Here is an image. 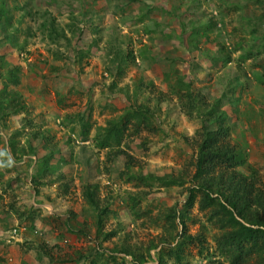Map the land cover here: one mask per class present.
<instances>
[{
  "label": "rangeland",
  "instance_id": "rangeland-1",
  "mask_svg": "<svg viewBox=\"0 0 264 264\" xmlns=\"http://www.w3.org/2000/svg\"><path fill=\"white\" fill-rule=\"evenodd\" d=\"M0 153V264H264V0H0Z\"/></svg>",
  "mask_w": 264,
  "mask_h": 264
},
{
  "label": "trees",
  "instance_id": "trees-1",
  "mask_svg": "<svg viewBox=\"0 0 264 264\" xmlns=\"http://www.w3.org/2000/svg\"><path fill=\"white\" fill-rule=\"evenodd\" d=\"M15 95V94H13ZM15 98V97H14ZM17 99V98H15ZM16 104H17V100H16ZM20 109H15L14 111L15 112H18ZM13 111V112H14ZM204 189V188H202ZM252 189V187H251ZM253 191V189L251 190ZM192 192V191H191ZM222 192V191H221ZM224 192V190H223ZM225 193V192H224ZM243 192H240L238 198H237V205H235L234 203H232V207L234 208V210L237 212L238 215L240 216H244L246 211H250V207L253 205V204H260V210H262L263 214H264V201L261 199V195L258 194L256 196V198H253V196L251 194H246V193H243ZM251 193V192H250ZM205 194V193H204ZM263 197V196H262ZM209 198V197H207ZM264 199V197H263ZM227 200V199H226ZM236 206V207H235ZM256 220H258V217H254ZM260 222V221H259ZM262 224L264 225V222H262ZM255 242H260L261 243V246H264V233H262V237H261V233L258 236L255 237L254 239V243Z\"/></svg>",
  "mask_w": 264,
  "mask_h": 264
},
{
  "label": "clouds",
  "instance_id": "clouds-1",
  "mask_svg": "<svg viewBox=\"0 0 264 264\" xmlns=\"http://www.w3.org/2000/svg\"><path fill=\"white\" fill-rule=\"evenodd\" d=\"M0 155H6V153H0ZM13 163L11 157L9 156L8 159H7V163L6 165H2V166H11Z\"/></svg>",
  "mask_w": 264,
  "mask_h": 264
}]
</instances>
